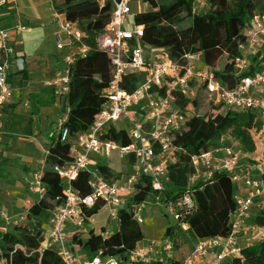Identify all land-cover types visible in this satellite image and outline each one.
Masks as SVG:
<instances>
[{
  "label": "built area",
  "instance_id": "built-area-1",
  "mask_svg": "<svg viewBox=\"0 0 264 264\" xmlns=\"http://www.w3.org/2000/svg\"><path fill=\"white\" fill-rule=\"evenodd\" d=\"M132 1L114 0L112 19L97 39L99 47L111 55L112 79L104 90L106 103L87 133L79 134L72 142L73 147H80L74 162L63 168L55 166V170L67 181L66 199L52 211L39 251L42 253L48 248L55 249L63 264L165 263L173 259L176 242L172 238L162 241L143 239L127 252V256L109 257L101 250L90 254L80 245L70 244V223L73 221L76 231L82 229L87 218L86 210L100 201H103V207L109 208L110 216L116 220L120 209L125 206L129 208L131 199L141 190L138 185L140 181L148 178L151 183L149 196L153 195L158 203L165 199L166 205L178 219V226L189 237V223L185 218L197 207L196 185L200 184L202 188L205 183H211L216 174L225 172L239 186L235 194L236 209L230 233L227 236L189 237L193 241L192 250L178 260L180 264H209L212 255L217 262L215 264H221L240 257L242 246L247 244L239 242L243 235L251 233L248 242L264 241V224L253 220L252 213L255 200L264 197V69L248 73L250 57L259 53L264 46V11L255 12L245 27L246 40L239 44V55L234 62L235 75L240 76V80L229 87L216 75L217 68H197L191 62L190 54H185L181 61H173L163 49L152 47L157 49L155 60L147 56L144 45L139 42L143 36V26L131 20ZM9 2L0 0V11ZM206 6L207 0H195L193 12L201 13ZM53 16L60 26L56 35L58 49H68V52L63 55V71L46 78L44 83L59 88L63 94L68 90L69 65L73 62L70 49L86 57L89 47L78 44L82 33L75 23L65 20L64 15L55 10ZM29 31L31 27L19 20L11 28L0 24V144L7 128L6 107L13 91L12 71H26V59L17 55L16 47L23 44L22 35ZM65 38L67 43H64ZM129 74L139 77L132 92L122 86L125 76ZM160 89L165 92L161 93ZM202 89L208 105L226 110L252 109L259 113L261 128L257 148L253 153L248 152L229 133L221 134L210 140L206 149L189 155L192 171L187 184L175 194L170 193L167 187V184L170 185L167 180L168 166L177 152L187 154L176 143V139L187 129L188 120L193 115L177 105L174 92L181 91L187 97L196 98ZM140 116L145 118L141 119ZM121 119H126L130 126L129 145L105 137L109 127L119 128L117 122ZM65 121L66 114L58 126L62 141H68L70 137ZM113 150H119L121 154L128 155L130 160L133 159V172L107 178L99 171L97 163L96 167L92 166L93 155L110 158ZM81 170L88 171L91 176V192L87 195L75 191L69 183ZM40 177L41 174L38 183L42 194ZM142 210L141 203L136 206L134 213V218L141 225L144 223ZM0 216L5 223L11 221L5 211H0ZM5 225L1 227L2 230L6 229ZM103 234L108 236L109 233Z\"/></svg>",
  "mask_w": 264,
  "mask_h": 264
},
{
  "label": "trees",
  "instance_id": "trees-1",
  "mask_svg": "<svg viewBox=\"0 0 264 264\" xmlns=\"http://www.w3.org/2000/svg\"><path fill=\"white\" fill-rule=\"evenodd\" d=\"M55 2L58 0H54ZM151 7L149 11L138 12L133 21L143 26L142 45L163 49L173 61H181L185 54L200 55L206 69L217 68L216 75L233 87L240 76L235 75L234 62L239 55V44L246 40L245 27L257 11H264V0H207V6L201 13L193 12L195 0H144ZM114 0H60L54 10L64 15V19L75 23L82 33L78 44L89 47L86 57L70 49L73 62L69 65L70 80L66 98L65 127L69 129L68 141H62L59 129L51 134L40 181L43 193L33 200L27 208V221L5 225L0 220V264H63L53 248L40 253L45 230L48 227L52 211L66 199L67 181L55 166L67 167L75 160L73 141L81 133H87L93 125L96 115L106 103L104 90L112 79L111 55L98 45V37L105 31L112 19ZM77 44V45H78ZM248 73L264 69V46L250 57ZM246 73V74H248ZM139 77L135 74L125 76L122 86L132 92ZM164 93V89H160ZM175 102L193 115L188 120L187 129L177 136L176 143L186 150L176 153L168 166L167 180L172 187L181 190L192 171L189 155L206 149L209 141L223 133H229L237 139L248 152H255L257 137L261 128L259 113L252 109L221 111L220 106H212L215 111L201 114V100L205 99L204 90L198 97H187L181 91H175ZM56 101L55 94L33 93L30 96L34 113L41 104ZM134 112V111H133ZM216 112V113H214ZM200 114V115H198ZM105 137L123 145H129L131 139L126 129L111 126ZM0 155V176L7 174L2 167ZM131 161L133 159L131 158ZM99 171L107 178L121 176L107 164H98ZM91 176L86 170L79 171L69 183L82 195L91 192ZM141 190L131 199L130 207L122 208L116 219V230L105 236L103 232L91 229L87 239L83 240L82 231L71 235V243L82 247L92 254L101 250L106 256L121 257L134 249L145 237L142 225L134 218L135 208L143 203L150 194L151 183L148 178L140 181ZM195 188L196 209L185 220L189 223V233L193 238L227 236L230 233L233 212L236 209L235 194L239 186L228 173L215 175L211 183ZM103 207L100 201L86 210L91 217ZM253 220L264 224V208L253 206ZM5 225L6 229L1 227ZM173 230L171 229V235ZM178 259L165 263L180 264ZM224 264H264V241L248 242L241 248V256L227 260Z\"/></svg>",
  "mask_w": 264,
  "mask_h": 264
},
{
  "label": "rangeland",
  "instance_id": "rangeland-1",
  "mask_svg": "<svg viewBox=\"0 0 264 264\" xmlns=\"http://www.w3.org/2000/svg\"><path fill=\"white\" fill-rule=\"evenodd\" d=\"M45 6L38 9L39 13H42L44 16L50 12V3L49 0H40ZM26 7L39 5L31 0L27 2L22 0ZM60 3V0H52L51 5V14L54 13V8ZM36 6V5H35ZM132 7V18L133 21L134 15L138 12H145L151 9L150 5L144 0H133L131 2ZM32 8V7H31ZM30 13L26 12L23 14L25 19L31 20L29 17ZM51 16V15H50ZM131 22V21H130ZM32 24H38V21H34ZM44 37V46L53 48L56 50L55 38L53 35H45ZM67 39H64V43H67ZM144 50L147 56L155 60L157 49L152 48L149 45H144ZM56 52V51H53ZM52 56V54L50 55ZM224 61V60H223ZM221 61L217 65V69H220L222 64ZM44 61H41V64ZM191 62L195 66L203 65L204 63L200 55H193ZM40 64H37V66ZM43 72L42 70L37 72L32 76L33 80L40 81L39 74ZM45 73V72H44ZM41 76V75H40ZM47 78L44 76V79ZM48 87V86H47ZM39 88H46V85H40ZM30 91H28L29 93ZM201 114L211 113L215 111L211 105L203 99L201 100ZM137 111L136 107L132 108ZM222 112H225L226 109H221ZM18 114L16 117H12V121L7 123V130L9 133L5 136L3 142L0 144V155L4 157V160H1L2 167L6 172V177L0 176V211H5L10 217V224L13 222L22 223L27 221V208L30 204V200L35 199L41 194V187L38 183V176L41 174L44 164V159L48 150V147L51 145V134H53L56 128H59L60 119L65 116V111L63 110V105L60 103L56 105V102L51 104H41L39 105V110L37 113H34L31 108L25 107L24 103L18 108ZM216 113V112H214ZM36 117L41 119L42 130L40 134H32L31 132V117ZM140 118L144 119L145 116ZM117 126L121 129H130L129 124L126 119H121L117 122ZM102 164H107L114 168V171L120 172L121 175L125 173L133 172V164L130 161L128 155H123L119 150H113L111 157L107 158L104 155L99 157ZM168 190L171 193H176L178 189L168 185ZM255 206L259 209L264 208V197L257 198L255 200ZM143 210L141 212L144 223L142 224V230L144 233V239L146 240H155L162 241L167 238H172L176 242L175 250L173 251V259H183L188 255L192 250L193 241L188 237V233L184 232L178 226L177 217L170 211L166 205V201L163 200L158 203L153 195H150L143 203ZM127 209V206H125ZM0 220L1 219L0 216ZM4 222V221H3ZM5 223V222H4ZM6 225L8 223H5ZM70 233H73L75 228L73 227V221H71ZM171 228L173 230L172 234L167 236V229ZM94 229L98 232H108L111 234L116 230V220L114 217L110 216V211L108 207H102L96 214L91 217H87L84 226L80 229L83 234V239H87L88 232ZM108 234V235H109ZM251 236V233L243 235L239 242L246 244L248 239ZM192 238V237H191Z\"/></svg>",
  "mask_w": 264,
  "mask_h": 264
},
{
  "label": "crops",
  "instance_id": "crops-1",
  "mask_svg": "<svg viewBox=\"0 0 264 264\" xmlns=\"http://www.w3.org/2000/svg\"><path fill=\"white\" fill-rule=\"evenodd\" d=\"M27 2H31V0H25ZM37 4H33L31 6L26 7L22 0H10V2L0 11V24L5 28H11L15 25V23L19 20L23 24L31 27V31L26 32L22 35L23 44L18 45L16 47L17 55L22 56L26 59V71L24 73H16L13 69L12 71V96L9 100V103L6 107V119L7 123L12 121V117H16L18 114V108L24 103L25 107L31 108L30 104V96L33 93L40 94H55L56 96V105L62 104V94L59 88L56 87H47L39 88L40 85H43L45 79L54 77L55 75L61 73L65 67L63 62V55L68 52V49L59 50L58 49V41H57V33L60 31V26L58 22L54 19V16L51 14V3L52 0H49L50 3V12L45 16L42 13L38 12V9L45 6L46 3H43L40 0H32ZM32 7V8H31ZM26 12L30 13L31 20L25 19L23 14ZM51 15V16H50ZM34 21H38V24H32ZM53 35L55 38V46L56 50L53 48L44 46V37L45 35ZM56 51V52H53ZM52 54V56H50ZM41 61H44L41 64ZM37 64H40L37 66ZM197 68H204L203 65L196 66ZM43 71L39 74L40 81H36L32 79V76L39 71ZM45 72V73H44ZM41 75V76H40ZM45 84V83H44ZM28 91H30L28 93ZM63 105V104H62ZM31 132L32 134H40L42 130L41 119H37L35 116L31 117ZM9 131L6 129V133L4 135L7 136ZM3 138V140H4ZM75 155L79 146L73 147ZM1 151L3 149H0ZM93 163L92 166L96 167V163L99 164L100 159L93 155L92 157ZM131 161V160H130ZM132 163V162H131ZM109 166V165H108ZM114 169L113 167L109 166ZM74 227V226H73ZM75 228V227H74ZM71 226L69 228L70 233ZM77 228L73 231L76 232ZM96 231V230H95ZM98 232V231H96ZM73 233H70V237ZM83 233V232H82ZM81 234V233H80ZM82 239H83V234ZM84 240V239H83ZM217 263L214 260V256H210L209 264ZM226 263L223 262L221 264Z\"/></svg>",
  "mask_w": 264,
  "mask_h": 264
},
{
  "label": "water",
  "instance_id": "water-1",
  "mask_svg": "<svg viewBox=\"0 0 264 264\" xmlns=\"http://www.w3.org/2000/svg\"><path fill=\"white\" fill-rule=\"evenodd\" d=\"M65 102H66V98L63 97V98H62V104H63V110H64V111L66 110V109H65ZM170 231H171V228H168V229H167V232H166V235H167V236H169ZM125 256H127V253H125ZM124 260H126V257L124 258Z\"/></svg>",
  "mask_w": 264,
  "mask_h": 264
}]
</instances>
